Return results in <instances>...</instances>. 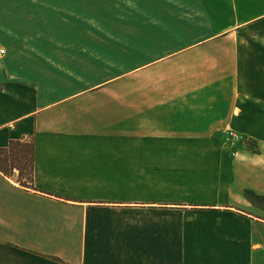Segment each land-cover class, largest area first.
I'll use <instances>...</instances> for the list:
<instances>
[{
    "label": "crops",
    "instance_id": "0c3cea01",
    "mask_svg": "<svg viewBox=\"0 0 264 264\" xmlns=\"http://www.w3.org/2000/svg\"><path fill=\"white\" fill-rule=\"evenodd\" d=\"M140 4L0 10V147L35 144L32 187L0 170V264H264V0Z\"/></svg>",
    "mask_w": 264,
    "mask_h": 264
},
{
    "label": "rangeland",
    "instance_id": "374dc122",
    "mask_svg": "<svg viewBox=\"0 0 264 264\" xmlns=\"http://www.w3.org/2000/svg\"><path fill=\"white\" fill-rule=\"evenodd\" d=\"M140 3L141 0H0V10L10 15L13 12H19V9L21 13L30 14L31 20H34L37 25L38 32L43 33L46 25H56L60 23L61 17L63 16L62 14L64 13L62 8L64 7H72L84 12L86 14L84 20L86 22L85 24H88L87 22L90 18L96 24H111V26L117 27L119 26V22L132 21L130 20L132 16L131 12L139 13L137 16L140 18V10L135 9L140 8ZM126 17H129V19ZM70 21L71 20L68 19L64 20L65 23H70ZM71 28L70 26L65 27V29ZM84 28L87 29L88 25H85ZM103 32L101 37H107ZM65 34L67 35V32H65ZM80 34H83V31H81ZM84 34L87 35L86 30ZM239 146L242 147L241 145ZM255 147L256 143L252 139L251 147L249 148L255 149ZM14 172L17 173V171ZM229 262H231V260H229ZM205 263L207 262H201L199 258L194 262V264Z\"/></svg>",
    "mask_w": 264,
    "mask_h": 264
},
{
    "label": "trees",
    "instance_id": "16d2710c",
    "mask_svg": "<svg viewBox=\"0 0 264 264\" xmlns=\"http://www.w3.org/2000/svg\"><path fill=\"white\" fill-rule=\"evenodd\" d=\"M19 170L18 180L22 185L32 187L35 181V144L33 140H12L6 147H0V170L8 175Z\"/></svg>",
    "mask_w": 264,
    "mask_h": 264
},
{
    "label": "built area",
    "instance_id": "2783aa9c",
    "mask_svg": "<svg viewBox=\"0 0 264 264\" xmlns=\"http://www.w3.org/2000/svg\"><path fill=\"white\" fill-rule=\"evenodd\" d=\"M5 53H6V49L0 48V61L3 58ZM225 133L227 135L228 142H230L231 144H239L245 148L251 147V143H252L251 137H247L233 128H227ZM236 152L237 151H235L234 153Z\"/></svg>",
    "mask_w": 264,
    "mask_h": 264
}]
</instances>
